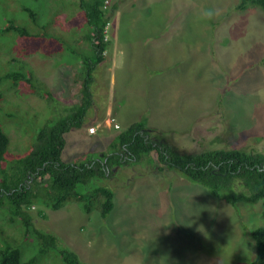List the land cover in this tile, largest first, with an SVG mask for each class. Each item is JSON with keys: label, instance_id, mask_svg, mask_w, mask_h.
Here are the masks:
<instances>
[{"label": "rangeland", "instance_id": "374dc122", "mask_svg": "<svg viewBox=\"0 0 264 264\" xmlns=\"http://www.w3.org/2000/svg\"><path fill=\"white\" fill-rule=\"evenodd\" d=\"M79 3L0 0V128L11 140L0 183L3 172L29 156L42 128L83 104L85 87L93 105L82 129L66 136L65 163L108 154L117 134L142 118L182 154H264L261 9L239 12V0H108L110 45L86 86L92 66L82 62L90 47ZM209 9L210 20L203 15ZM12 25L31 38L6 32ZM31 72L42 96L19 78ZM93 186L115 194L107 220L75 203L59 211L34 204L27 212L35 229L60 242L46 249L0 208V250L19 247L38 264H63L62 248L83 264H250L256 258L251 233L264 227L261 204L234 208L148 162L116 168ZM235 192L246 191L238 185Z\"/></svg>", "mask_w": 264, "mask_h": 264}, {"label": "trees", "instance_id": "16d2710c", "mask_svg": "<svg viewBox=\"0 0 264 264\" xmlns=\"http://www.w3.org/2000/svg\"><path fill=\"white\" fill-rule=\"evenodd\" d=\"M108 0H80L79 9L84 14L88 29L87 44L90 50L83 63H91L88 70V86L93 80L96 67L105 61L110 42L107 28L111 20ZM256 7L264 12V0H239L235 10L242 12ZM33 16V13L29 11ZM17 30L20 37L31 38L25 29ZM38 38V37H33ZM91 51V52H90ZM34 72L28 77L19 76L35 95L43 93L34 86ZM81 97L83 104L67 110L68 114L42 128L29 156L20 162L11 173L3 172L0 183V208L6 211L12 221H19L27 236L35 234L43 248H58V237L37 231L32 224L28 210L34 204L48 207L51 211L64 209L69 203L78 204L85 214L98 211L107 220L115 209V194L106 186H93V182L107 180L116 168L142 165L148 162L157 173L175 171L187 181L203 187L217 200L237 207L239 203L250 206L261 204L264 221V154H251L243 150L207 151L200 154H182L175 147L163 141L149 125L147 118L119 133L111 152L92 157L85 162L65 163L62 160L67 145L66 136L73 130H81L93 105L92 95L85 87ZM83 100V99H82ZM81 100V101H82ZM118 125V124H117ZM120 126L117 129L120 131ZM10 136L0 128V162L10 147ZM94 158V159H93ZM246 192L238 195L236 186ZM8 206V208H4ZM256 247V258L250 264H264V227L252 231ZM45 250V249H44ZM43 250V252H44ZM42 253V252H41ZM63 264H83L76 253L59 249ZM0 264H38L27 258L19 247L6 246L0 250Z\"/></svg>", "mask_w": 264, "mask_h": 264}, {"label": "clouds", "instance_id": "9594fccd", "mask_svg": "<svg viewBox=\"0 0 264 264\" xmlns=\"http://www.w3.org/2000/svg\"><path fill=\"white\" fill-rule=\"evenodd\" d=\"M203 15L205 16V17H207L209 20L210 19H212L213 18V16H214V12L212 11V10H205L204 11V13H203ZM117 127L119 128V125H117ZM118 128H116L115 127V129L117 130ZM90 133V132H89ZM91 135H94V134H91Z\"/></svg>", "mask_w": 264, "mask_h": 264}, {"label": "built area", "instance_id": "2783aa9c", "mask_svg": "<svg viewBox=\"0 0 264 264\" xmlns=\"http://www.w3.org/2000/svg\"><path fill=\"white\" fill-rule=\"evenodd\" d=\"M116 128H118V127L116 126ZM95 131H96V130H95L94 128H92V129H90L89 132H90V134H95Z\"/></svg>", "mask_w": 264, "mask_h": 264}, {"label": "crops", "instance_id": "0c3cea01", "mask_svg": "<svg viewBox=\"0 0 264 264\" xmlns=\"http://www.w3.org/2000/svg\"><path fill=\"white\" fill-rule=\"evenodd\" d=\"M115 116V119L116 121L118 122V119H117V114L114 115ZM119 125V124H118ZM120 126V125H119ZM121 127V126H120ZM118 135V134H117Z\"/></svg>", "mask_w": 264, "mask_h": 264}]
</instances>
